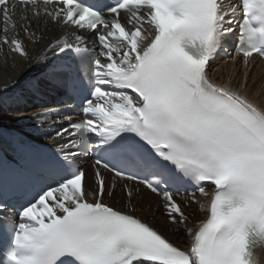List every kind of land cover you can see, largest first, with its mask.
Segmentation results:
<instances>
[{
    "label": "snow or ice",
    "instance_id": "6c2138e0",
    "mask_svg": "<svg viewBox=\"0 0 264 264\" xmlns=\"http://www.w3.org/2000/svg\"><path fill=\"white\" fill-rule=\"evenodd\" d=\"M0 264H264V0H0Z\"/></svg>",
    "mask_w": 264,
    "mask_h": 264
},
{
    "label": "bare ground",
    "instance_id": "6f19581e",
    "mask_svg": "<svg viewBox=\"0 0 264 264\" xmlns=\"http://www.w3.org/2000/svg\"><path fill=\"white\" fill-rule=\"evenodd\" d=\"M223 61L221 60V61H218V63H222ZM213 67L215 68L216 67V65H213ZM30 111H31V109H29V110H26L23 114L25 115V116H27V115H29L30 114Z\"/></svg>",
    "mask_w": 264,
    "mask_h": 264
}]
</instances>
